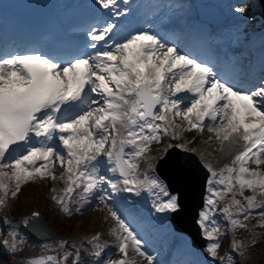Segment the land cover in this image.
<instances>
[{
	"label": "snow or ice",
	"instance_id": "1",
	"mask_svg": "<svg viewBox=\"0 0 264 264\" xmlns=\"http://www.w3.org/2000/svg\"><path fill=\"white\" fill-rule=\"evenodd\" d=\"M97 4L120 15L115 11L117 0H97ZM246 10V5L235 9L238 13ZM114 28L112 21L92 28L88 33L91 53L67 60L40 52L0 55V206L5 205L8 195L16 197L25 182L37 178L55 181L54 167L49 165L58 162L64 168L59 178L67 181V187L60 190L64 195H53L52 199L68 215L73 209L67 200L76 188L85 194L74 209L77 212L94 190L104 193L101 200H110L112 193L139 194V190L147 188L156 197L153 206L157 212L179 213L182 204L178 194L169 192L154 171L146 170L142 178L137 172L140 160L153 169L149 146L160 143L161 136L174 127L171 121L182 117L188 130L215 133L222 151L225 141L228 149L242 146L222 169L204 165L210 173L209 195L197 220L209 241L205 249L208 255L220 264H234L231 251L242 254L245 245L256 243V234L249 240L234 239L231 251L218 256L222 233L215 219L216 206L233 193L220 209L233 230L248 228L241 221L251 215L264 217V201L257 202L255 195L256 189L264 194V174L245 166L249 162L264 164V81L253 89L236 88L218 79L207 64L181 54L155 35L138 32L117 42L113 39ZM205 117L219 122L205 123ZM171 135L175 138L176 133ZM171 147L167 145L163 152ZM110 173H118L122 179L110 178ZM5 179L14 180V184L9 186ZM217 184L222 187L217 188ZM245 188L253 191V195L244 197L246 206L235 198L234 192L236 189L243 196ZM109 210L118 224V229L110 231L116 235L123 257L103 260L102 264H129V241L136 253L145 256L148 264H154V257L142 251V241L115 206ZM4 222L11 225L7 219ZM29 222L28 218L23 220L24 224ZM17 236L14 229L8 232L4 241L7 251L15 252L25 243ZM88 243L91 249L60 240L56 247L65 249L61 256L26 258L23 264H68L69 259L71 264H80L82 248L95 258V264H101L107 245L100 242L99 233ZM68 246L75 252L67 251Z\"/></svg>",
	"mask_w": 264,
	"mask_h": 264
},
{
	"label": "rangeland",
	"instance_id": "2",
	"mask_svg": "<svg viewBox=\"0 0 264 264\" xmlns=\"http://www.w3.org/2000/svg\"><path fill=\"white\" fill-rule=\"evenodd\" d=\"M235 6L234 8L236 9L240 5H246L247 10L245 13H239L240 16L237 18V24L233 28L235 29V40H236V45L235 48L239 49L241 52L245 53L250 56L249 50H251V47L255 46L260 42V39L264 37V33L261 32V30H258L259 24L261 22V7L258 3V0H234ZM254 31V32H252ZM169 46V45H168ZM249 46V48H248ZM159 55V53H157ZM175 71V69L173 70ZM95 96V94H93ZM176 120H178V126L175 127L177 128V135H180V140L185 141L186 144L189 145V147H194L196 150L197 156L201 158L202 160H205L207 164H211L212 168L214 170H219L222 169L225 165L230 164L231 160L233 157L242 150L241 147H235V150L230 153L221 156L220 153L222 151V145L219 140L215 138V133L208 131L205 129L203 132L199 131L196 128H192L188 130V124L187 121L183 120L182 117H175ZM174 119V120H175ZM219 121L217 120L216 123ZM175 128H169V132L167 134H163L161 136V145L163 148L165 142L168 140V135H171V133L174 131ZM211 137V139H210ZM163 138V139H162ZM175 140H178L175 138ZM174 141V138L171 137V142ZM205 141L208 144H205ZM158 143V144H160ZM167 143V142H166ZM157 144V145H158ZM202 144H205L206 146H202ZM167 145H172V143L167 144ZM150 147V146H149ZM154 149L150 152L156 151V154H159L160 156L162 152H159V148L156 145H153ZM157 156V157H158ZM157 157L152 160L153 165L156 163ZM144 160H141L139 162V170L137 172L138 176L143 177V174L145 173L146 170H148V165L146 167H143ZM57 167L54 169L57 179L55 181L51 180L50 178L46 179H39L37 178L36 180H30L28 182H25L21 184V190L20 192L17 193L16 197H12L11 195H8L5 197V205L0 206V264H23L25 259L29 256H34L37 254H43L50 252L51 254L57 253V257L61 256L63 254V251L65 249H60L56 247L57 242L55 241H40L37 240H28L25 238L23 231H22V224L23 221L22 219L24 218L25 215L28 214L29 210L33 207H38L41 211L42 209L39 207V198H44V202L47 201L48 199L51 202L55 203V206H57L60 210L61 213L63 212L60 205L52 199L53 195H60L63 193L60 191L61 189H64L67 187V181L66 180H61L60 173L64 171V168L60 166V164L57 162L56 163ZM263 165V166H262ZM246 167L255 170L259 173H263L264 170V164L257 165L255 163L249 162ZM262 166V167H261ZM8 172H11V169L7 170ZM111 175V173L109 174ZM157 176V174L155 173ZM225 176L226 172L224 173ZM158 177V176H157ZM210 177V176H209ZM209 179V178H208ZM216 180L219 179V177L215 178ZM5 183L9 184V186H12L14 184V180L10 179H5ZM235 183V181H234ZM55 186L57 185L59 187V190L56 191L55 193L53 192L52 185ZM217 188L222 187L221 185H215ZM106 188V187H105ZM236 188H239V185H236ZM107 189V188H106ZM108 190V189H107ZM135 195H137L138 203L144 200H150V204H154V201L156 197L148 191L147 188L139 190V194H137L136 191ZM235 196L236 198L238 197V200L241 201L242 205L246 206V201L244 200L245 196H249L251 193L253 195V191L251 189L245 188L243 196L239 194V192L234 189ZM111 193V189L110 192ZM36 194H38V197L36 199ZM230 194V193H228ZM227 194V195H228ZM3 193L0 192V196H2ZM64 195V193H63ZM101 195H104V193L100 192L99 190H96L95 196H93L92 200L89 202V204L82 210L80 211H75L73 209L72 214L68 215L66 213H62L64 215L63 220L66 223H70V227L68 230L60 232L58 235H60L61 240L69 239L70 236H74L80 241V245H83V248L91 249V245L88 243V235L91 234V232H96L100 234V242L102 243L104 240H107L105 243L107 246V251L106 255H108L110 258L109 259H115L116 256H119L121 254L116 253L115 251V245L117 244V238L116 235L111 232V229L117 228L118 229V224L115 221V219L111 216L110 214V207L115 205L113 193L111 194V199L110 200H101L99 197ZM141 195L143 198H141ZM209 195L208 192V182L206 186V193H205V198ZM233 195V193H232ZM256 201H264V194H261L260 189H256ZM46 196V197H45ZM12 200V204L10 205V201ZM38 202V203H37ZM223 201H220L218 205L216 206V214H215V219L217 224L220 227V224L223 223L224 221H227L224 219L223 215H221L218 211L219 206L222 204ZM226 202V201H225ZM68 203V202H67ZM71 202L68 203V206L71 208ZM101 207L104 211V215L102 214L101 216H97L94 214L95 212H98V209ZM204 207V206H203ZM203 209V208H202ZM201 209V210H202ZM236 212V206L233 208ZM145 210V208H144ZM116 211H118L116 209ZM153 213L155 215L156 221L160 222L159 223V228L157 227L158 224H156V221L154 223H151L149 225L150 228L153 230L158 229H165L166 231V236L170 234V229L171 227L168 226V219H166V214L167 213H161L157 212L154 209L153 206ZM101 214V213H100ZM163 214V215H161ZM108 218L110 220V226L106 229L105 232H102L99 229L100 224L99 222H103V218ZM256 217H259L260 220L264 221L262 217L259 215H251L249 216L247 221L242 220V223H249V220L254 218L252 221H250V225L254 224L256 221ZM5 219L8 221H11V225L5 223ZM199 219V218H198ZM167 220V221H166ZM86 222L87 225L85 227H80V223ZM137 223H135L136 225ZM66 227L68 224H64ZM262 224H259V228H238L235 238H238L239 235H247L246 240L252 239L253 238V233H255V239L256 243L255 244H249L246 248L249 251L248 252V259H246V264H264V255H263V250H264V226H261ZM101 228V227H100ZM15 230L18 233L17 240L23 239L24 244L22 246L18 247V250L15 252H9L7 251L6 246L4 245L3 237L5 236L6 233L9 231ZM150 229V231H152ZM222 232V229H221ZM126 234V233H125ZM8 235V234H7ZM141 237V235L139 234ZM165 236V237H166ZM181 238V244H178L176 239H173L175 246L178 245L177 248H175L174 252L175 255H184L187 256L185 260H182V262L177 263L179 259H174L169 262V263H162V264H190L192 260H189L190 258L196 260L197 256L201 257V260L204 262V264H214V258L210 257L208 253L205 251L209 241L207 242V245L203 247L200 250H192L191 245L189 240L180 234L179 236ZM2 238V239H1ZM155 236L152 233H147L145 234V246L142 248V251L146 252L148 255H151L154 257V264L159 260L155 258V252H154V247L157 246V243L154 241ZM162 239V237H161ZM60 241V240H59ZM229 244L231 242L229 241ZM44 245H49L50 247L45 248L43 247ZM131 247V243L129 241V248ZM256 247V249H252ZM83 248L81 249L80 252V259H83V262L81 264H86V260H88V257H90V252L89 251H84ZM69 248L67 247L66 250ZM259 250V251H257ZM262 250V251H260ZM218 251V256H226L228 254V249L220 244V248L217 250ZM133 259L137 261L140 264H148V263H143L142 259L145 256H140L138 253H133ZM129 255V253H128ZM68 262H71V259L68 260ZM92 264V263H90Z\"/></svg>",
	"mask_w": 264,
	"mask_h": 264
},
{
	"label": "water",
	"instance_id": "3",
	"mask_svg": "<svg viewBox=\"0 0 264 264\" xmlns=\"http://www.w3.org/2000/svg\"><path fill=\"white\" fill-rule=\"evenodd\" d=\"M262 3H264V0H262ZM197 166L199 165L197 164ZM197 166L195 171L193 169H186L182 167L178 168L177 171H165L163 169L160 170V174L161 176L164 175L163 178L168 181L167 184L169 185L171 192H176L181 198L182 211L172 214V218L174 217L173 220H175L177 228L187 232L191 239H193V243L196 246H202L205 244V238L201 236L200 228L196 223V218L198 215V209L201 207L203 202L202 198L205 190L204 186L207 174H205V170L201 171V167H199V170ZM198 170L200 174L198 173ZM171 171H174L173 173L176 174H173ZM28 219L30 222L28 224H24L23 228L29 236L36 239L55 238V235L50 231L40 217Z\"/></svg>",
	"mask_w": 264,
	"mask_h": 264
},
{
	"label": "trees",
	"instance_id": "4",
	"mask_svg": "<svg viewBox=\"0 0 264 264\" xmlns=\"http://www.w3.org/2000/svg\"><path fill=\"white\" fill-rule=\"evenodd\" d=\"M39 203H40V206L42 208V211H43V213L45 215L44 216L45 221L52 228L53 231H55V232H62V231H65V230H68L69 229L70 223H66L60 217V213H59V210L57 208H55L51 204L47 203V201L44 202V198H39ZM226 204H228V203H226ZM64 224H68V226L66 227ZM228 224L229 223L225 222L224 224L221 225V226H223V235L221 236V242H220V244L222 246L226 247L228 249V253H229L231 251V248H229L230 247L229 246V240L233 241V238L235 237V233H236V231H237L238 228L235 229L233 233H229L228 234V232H230V230H228L226 232V229L228 227ZM86 225H87L86 222L79 224L80 227H85ZM250 227L255 228V226H250ZM246 238H247V235H239L238 238H235V240L241 241V240H246ZM248 245L249 244L245 245L242 254L240 252L231 251V254H232L233 260H234V264H246V259H248V252H249L246 247ZM252 249H256V247H254ZM257 251H259V250H257ZM260 251H262V250H260ZM263 255H264V250H263ZM81 261L83 262V259H81ZM90 263L95 264L94 257H91V256L88 257V260H86V264H90Z\"/></svg>",
	"mask_w": 264,
	"mask_h": 264
},
{
	"label": "bare ground",
	"instance_id": "5",
	"mask_svg": "<svg viewBox=\"0 0 264 264\" xmlns=\"http://www.w3.org/2000/svg\"><path fill=\"white\" fill-rule=\"evenodd\" d=\"M149 1V0H125V3H124V7L127 11L126 13V17H125V21L126 23L130 22L131 25L133 26V15H139L140 17L143 16L144 13H146L148 11V8L147 5H146V2ZM227 7H229V4L226 5ZM233 8V7H232ZM233 12L236 13L235 11V8L233 9ZM168 39V41H172L174 39L173 35L172 36H168L166 37ZM218 50V48H217ZM91 53V52H89ZM239 56H233V63L234 65H236L237 63V59H238ZM205 58L203 57L202 58V61H206L204 60ZM258 61L264 65V61L262 59V56L258 59ZM213 72L214 69H213ZM244 73V75L247 74L246 71H242ZM217 77L222 79V80H225L227 81L229 84H230V81L232 79H235L237 80V77L235 76L236 73H235V68H234V71L232 72H229L228 71V68H223L222 71L220 72H217L216 73ZM260 78H264V70H263V67L260 68V71L257 75H254V76H248L246 75L245 78H243V81L240 83V85H242V87L246 88L247 89H253L256 85V82L260 79ZM234 81V80H233ZM95 107V106H94ZM227 141L224 143V150L221 151L220 155L223 156V155H226V154H230L232 153L234 150H235V147L234 148H231V149H228L227 148ZM8 169H4V171H7Z\"/></svg>",
	"mask_w": 264,
	"mask_h": 264
}]
</instances>
